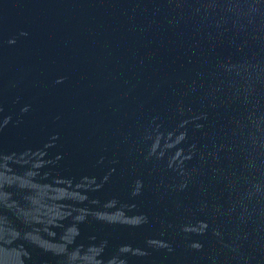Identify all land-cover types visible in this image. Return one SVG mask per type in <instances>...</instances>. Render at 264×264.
<instances>
[{
  "label": "water",
  "instance_id": "1",
  "mask_svg": "<svg viewBox=\"0 0 264 264\" xmlns=\"http://www.w3.org/2000/svg\"><path fill=\"white\" fill-rule=\"evenodd\" d=\"M0 264H264V0H0Z\"/></svg>",
  "mask_w": 264,
  "mask_h": 264
}]
</instances>
